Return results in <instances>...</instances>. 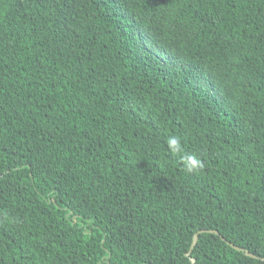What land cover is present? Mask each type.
I'll list each match as a JSON object with an SVG mask.
<instances>
[{"label":"trees","instance_id":"obj_1","mask_svg":"<svg viewBox=\"0 0 264 264\" xmlns=\"http://www.w3.org/2000/svg\"><path fill=\"white\" fill-rule=\"evenodd\" d=\"M201 229L195 264H264V0H0V264H191Z\"/></svg>","mask_w":264,"mask_h":264},{"label":"water","instance_id":"obj_2","mask_svg":"<svg viewBox=\"0 0 264 264\" xmlns=\"http://www.w3.org/2000/svg\"><path fill=\"white\" fill-rule=\"evenodd\" d=\"M202 232H214V233H216V234H220L219 231H217V230H208V229H201L200 231H198L197 233H195V235H194V239H193V242H192V245H191V248H190V250L186 253V255H187V256L190 258V260H191V264H195V261H196V260H195L194 257H192V251H193L195 245H196L197 242H198L199 234L202 233ZM221 237H222V239H224L225 241H227L225 237H223V236H221ZM228 243H229L232 247H234L235 249L244 251L246 255H249V256H251V257L258 258V256L255 255V254H253L250 250L243 249V248H241V247H239V246H237V245H235V244H233V243H230V242H228Z\"/></svg>","mask_w":264,"mask_h":264},{"label":"clouds","instance_id":"obj_3","mask_svg":"<svg viewBox=\"0 0 264 264\" xmlns=\"http://www.w3.org/2000/svg\"><path fill=\"white\" fill-rule=\"evenodd\" d=\"M196 163H197V162H196L194 159L188 161V167H189V170H192V168L196 166Z\"/></svg>","mask_w":264,"mask_h":264}]
</instances>
